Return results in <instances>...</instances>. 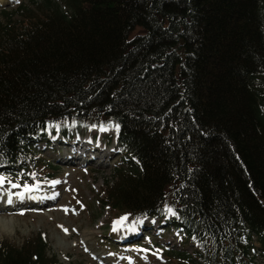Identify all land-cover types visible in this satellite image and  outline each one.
Returning <instances> with one entry per match:
<instances>
[{
    "label": "trees",
    "instance_id": "16d2710c",
    "mask_svg": "<svg viewBox=\"0 0 264 264\" xmlns=\"http://www.w3.org/2000/svg\"><path fill=\"white\" fill-rule=\"evenodd\" d=\"M96 129L125 162L100 203L127 220L171 208L170 264L264 259V0L0 11V176L39 173V145ZM0 264L60 263L37 236L0 242Z\"/></svg>",
    "mask_w": 264,
    "mask_h": 264
},
{
    "label": "rangeland",
    "instance_id": "374dc122",
    "mask_svg": "<svg viewBox=\"0 0 264 264\" xmlns=\"http://www.w3.org/2000/svg\"><path fill=\"white\" fill-rule=\"evenodd\" d=\"M26 2L0 0V11ZM113 134L96 129L79 134L70 143L52 140L36 148L42 154L40 163L45 165L41 172H31L28 167L13 171L15 174L7 179L0 176V191H17L15 195L9 193L11 196L21 195L26 187L43 190L45 195L39 202L25 196L18 199V205L2 195L0 242L18 248L40 236L48 255L60 264H170L166 249L177 248L181 242L177 230L162 223L172 217L171 213L161 222L138 217L117 227L114 222L122 215L100 203L105 200L106 183L113 180L114 170L125 163L115 139L107 141ZM47 174L53 177L47 178ZM4 205L8 208L3 209ZM186 248L190 251L189 245Z\"/></svg>",
    "mask_w": 264,
    "mask_h": 264
},
{
    "label": "bare ground",
    "instance_id": "6f19581e",
    "mask_svg": "<svg viewBox=\"0 0 264 264\" xmlns=\"http://www.w3.org/2000/svg\"><path fill=\"white\" fill-rule=\"evenodd\" d=\"M30 189H32V191H23L22 193H21V195H20V193L19 194H17L16 196H11L9 193H11V194H13V195H15V193H17V191L16 190H10V191H3V190H1L0 191V201L2 200L1 198H2V195H4V197H7V198H9V200L13 203V204H16V205H18V199H25L24 197L25 196H27V197H31V199L33 200V201H36V202H39L41 199H39L41 196H45L44 195V193H43V190H41V191H39L37 188H30ZM4 202H5V199H4ZM12 204V205H13ZM28 204V203H27ZM29 205V204H28ZM33 205V204H32ZM47 204L45 203V201H44V206H46ZM30 206V205H29ZM2 207L0 206V209H1ZM8 208V206L7 205H4L3 206V209H7ZM53 211V210H52ZM15 217V216H14ZM86 241V240H85ZM86 243V242H85ZM260 261H262L261 259H259V263L261 264L262 262H260ZM107 264H108V262L107 261H105Z\"/></svg>",
    "mask_w": 264,
    "mask_h": 264
},
{
    "label": "snow or ice",
    "instance_id": "6c2138e0",
    "mask_svg": "<svg viewBox=\"0 0 264 264\" xmlns=\"http://www.w3.org/2000/svg\"><path fill=\"white\" fill-rule=\"evenodd\" d=\"M117 127H118V125H117ZM0 183H3V180H2V179H0ZM52 183H53V184H56V183H59V181H53ZM16 186H17V185H13V187H16ZM25 191H32V189L26 187V188H25ZM9 203H11L10 200H9ZM167 211H168L169 213L174 214V213L172 212V209H171V208H168ZM127 219H128L127 215L122 216V217H120L117 221H115L114 224H115L117 227H118V226H123L124 222H125ZM134 223H139V221H136V222H134ZM113 230L115 231L116 228L114 227Z\"/></svg>",
    "mask_w": 264,
    "mask_h": 264
}]
</instances>
